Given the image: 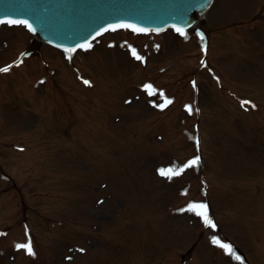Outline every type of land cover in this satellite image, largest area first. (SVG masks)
I'll list each match as a JSON object with an SVG mask.
<instances>
[{"label": "rangeland", "instance_id": "rangeland-1", "mask_svg": "<svg viewBox=\"0 0 264 264\" xmlns=\"http://www.w3.org/2000/svg\"><path fill=\"white\" fill-rule=\"evenodd\" d=\"M263 15L264 0H215L201 27L214 66H201L194 28L142 37L116 31L74 54L45 45L12 73L0 72V231L15 227L0 238V264L34 261L17 248L30 232L39 264H67L79 247L86 252L73 264H174L180 257L183 264H237L234 255L245 264L241 254L264 264ZM32 39L23 26H0V68ZM180 95L175 102H189L193 113L199 95V119L167 111L161 131L162 102ZM241 97L260 102L254 118ZM197 156L199 165L179 176L159 174ZM200 203L215 228L188 210Z\"/></svg>", "mask_w": 264, "mask_h": 264}, {"label": "water", "instance_id": "water-1", "mask_svg": "<svg viewBox=\"0 0 264 264\" xmlns=\"http://www.w3.org/2000/svg\"><path fill=\"white\" fill-rule=\"evenodd\" d=\"M211 0H0V15L31 16L41 21L48 36L73 43L115 19L158 22V18L190 21ZM158 16V17H157ZM147 18V19H143ZM50 32V33H49ZM93 34V35H92ZM73 35V36H71ZM47 40L50 38L44 35Z\"/></svg>", "mask_w": 264, "mask_h": 264}, {"label": "snow or ice", "instance_id": "snow-or-ice-1", "mask_svg": "<svg viewBox=\"0 0 264 264\" xmlns=\"http://www.w3.org/2000/svg\"><path fill=\"white\" fill-rule=\"evenodd\" d=\"M4 23H8V24H24L26 27H28V29L30 31H34L32 26L30 24H28L26 21H17V20L4 21V20H0V24H4ZM117 28H127V29H131L133 32H143V31H145V29L138 28L135 25H131V24L115 25V26H112L110 29H105L104 31H116ZM176 31L180 32L182 35L184 34L182 29L177 28ZM201 39L202 40L204 39L203 34H201ZM79 47L88 49V48L92 47V44L91 43H88L87 45L81 44V45H79ZM66 51L73 52V51H75V49H66ZM132 54L135 56V58L137 60H141L142 59V57H140L139 55L136 54L135 50H133ZM10 67L11 66L0 68V72H5L6 73V72H8L10 70ZM84 83L86 85H90V82L87 81V80H85ZM193 87L195 88V82H193ZM146 89L148 90L149 95H154L155 94V90L152 89L151 85H147ZM170 103H171L170 100H165V103L163 105H161L160 107H166ZM247 103H249V102H247V101L242 102V106L244 104H247ZM252 107H255V105H252ZM187 111L189 113H191L192 112V106H188L187 107ZM197 111H198V109H197ZM197 145H199V141H197ZM199 163H200V158H199V156H197L194 159L190 160L182 168L175 169V170L172 169V168L160 169L159 170V174L161 176H163V177H167V178L170 179L173 176L181 175L187 168H191L193 166H197V165H199ZM99 203H103V201L101 200V201H99ZM188 210L194 212L198 216H201L203 218V221H204L205 225H207V226H209L211 228H215L216 227V225L212 222V219L209 217L208 205L207 204H205V203L192 204L189 207ZM0 235H3V234L0 233ZM213 243L217 244L221 248H224L229 254H233V249H232L231 245L222 244V243H220L219 240H214ZM17 248L18 249H21V248L24 249L27 252V254H29V255H35V253L33 252V249H32V245H31V240L30 239L28 240V242L26 244H18ZM79 251H83V249H80ZM236 259L239 260L240 257L237 256Z\"/></svg>", "mask_w": 264, "mask_h": 264}, {"label": "bare ground", "instance_id": "bare-ground-1", "mask_svg": "<svg viewBox=\"0 0 264 264\" xmlns=\"http://www.w3.org/2000/svg\"><path fill=\"white\" fill-rule=\"evenodd\" d=\"M203 19V18H202Z\"/></svg>", "mask_w": 264, "mask_h": 264}]
</instances>
